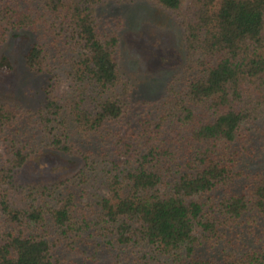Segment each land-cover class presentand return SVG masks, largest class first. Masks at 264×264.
I'll return each instance as SVG.
<instances>
[{
    "label": "trees",
    "instance_id": "1",
    "mask_svg": "<svg viewBox=\"0 0 264 264\" xmlns=\"http://www.w3.org/2000/svg\"><path fill=\"white\" fill-rule=\"evenodd\" d=\"M134 1L0 0V46L34 36L46 83L37 107L0 103V264H264V0H147L178 20L184 59L150 98L123 18L97 15ZM44 149L81 167L20 182Z\"/></svg>",
    "mask_w": 264,
    "mask_h": 264
},
{
    "label": "rangeland",
    "instance_id": "2",
    "mask_svg": "<svg viewBox=\"0 0 264 264\" xmlns=\"http://www.w3.org/2000/svg\"><path fill=\"white\" fill-rule=\"evenodd\" d=\"M190 1L185 5V9ZM98 17L108 26L119 22L122 40L121 60L124 69L136 84V91L142 96H157L171 75L183 64V51L178 20L173 14L147 0L109 3L99 9ZM117 19V21H116ZM116 21V22H115ZM34 36L21 41L10 34L0 46V57L11 59L12 70L0 68V103L37 107L44 100V77L33 73L26 66L25 52L31 46ZM144 51H143V50ZM153 50L164 68H150V55ZM152 89L156 91L152 92ZM150 98V97H149ZM6 142L0 140V156L6 152ZM81 163L68 155L51 149H44L31 158L22 170L20 182L52 183L73 175Z\"/></svg>",
    "mask_w": 264,
    "mask_h": 264
}]
</instances>
